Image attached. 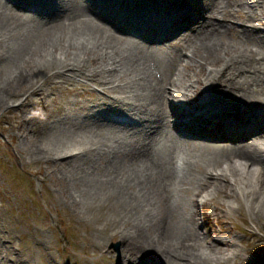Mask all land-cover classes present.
<instances>
[{"label": "bare ground", "instance_id": "bare-ground-1", "mask_svg": "<svg viewBox=\"0 0 264 264\" xmlns=\"http://www.w3.org/2000/svg\"><path fill=\"white\" fill-rule=\"evenodd\" d=\"M14 1L18 8L40 5L30 0ZM105 2L98 0L97 10L85 6L81 12L55 8L50 15L55 20L44 22L45 28L39 25L44 32L36 44L30 43L35 50L29 51L28 46L21 62L0 71V104L25 83L33 90L27 99L38 92L47 115L54 101L51 113L55 112L56 118L47 124L63 134L54 135L52 139L56 140L46 142L43 149L54 151V157L89 155L94 145L100 144L95 143L97 135L90 125L96 122L95 117L106 121L122 113V125L129 129L122 138V151L119 143L103 141L106 150L122 158V164L109 170L115 163L105 161L104 166L102 162L96 179L95 169L86 167L87 183L76 194L90 206L93 199L111 206L105 204L107 197L118 194L122 209L110 207L118 216L106 215L99 227L106 234L117 228L113 234L119 240L117 248L107 250L119 257L117 264H223L234 257L228 254L231 249L237 257L246 255L248 251L234 246L242 234L228 238L211 229L203 234L201 225L209 214L203 211L207 196L201 195L214 184L230 199L223 203L226 215L242 209L241 203H233H239L242 196L253 219L264 217V167L255 165L264 164V0H198L199 10L189 8L190 0H177L176 7L164 15L171 26L166 31L148 27L162 18L160 14L163 16L161 0H122L115 9L113 0ZM141 9L149 12L138 16V26L130 14H124ZM245 10L243 28L228 24ZM152 11L155 15L151 18ZM21 16L20 12L13 15ZM31 20L35 22L25 23L23 32L33 31L34 23L40 22ZM107 22L109 27L103 24ZM137 32L144 36L135 39ZM16 35L22 37L23 33ZM163 37L170 43H158ZM0 42L4 48L2 31ZM20 48L25 49L24 42ZM4 55L3 50L0 57ZM35 75L41 77L38 82ZM113 76L122 78V100L114 94L118 84L108 78ZM57 78L77 79L87 85L86 91L95 89L90 83L98 81L113 94L98 96L95 99L99 103L92 98H71L62 105L58 97H53L55 90L63 87ZM84 104L91 105L90 116L86 117L92 123L81 116ZM71 107L78 109V116ZM60 111H64L61 116ZM177 116L184 118L172 122L170 118ZM212 119L224 122L231 132L207 126L199 129ZM165 122L178 130L185 141L183 146L174 136L163 139ZM77 125L85 126L76 131L71 128ZM100 150L102 153V145ZM96 183L105 184V189ZM188 190H193L192 198L182 194ZM136 238L141 242H135ZM108 240L104 237L96 245L101 247V242L107 244ZM153 245L157 247L155 256H151Z\"/></svg>", "mask_w": 264, "mask_h": 264}, {"label": "rangeland", "instance_id": "rangeland-1", "mask_svg": "<svg viewBox=\"0 0 264 264\" xmlns=\"http://www.w3.org/2000/svg\"><path fill=\"white\" fill-rule=\"evenodd\" d=\"M30 1L45 4L43 10L33 12V10H27L22 6L18 8L16 3L13 5L11 0H0V12H4V16H0V19L5 21V24L0 22V31L3 32L5 39L4 48L1 47L3 42L2 44L0 42V54L3 50L5 51V55L0 57V71L9 68L15 62H21L22 55H26L28 46L29 51L34 49L35 45L30 46V43L34 41L36 44L42 35L43 30L39 28V25L45 28L44 22L55 20V16L50 17L55 8L62 11H72L76 8L78 12L83 11L85 6L98 8L93 0ZM162 2L166 3L164 0H161ZM51 3L55 5L51 6ZM199 7L198 0L189 2V8L199 10ZM18 12L22 16L14 18L13 15ZM239 14L240 16L236 18L245 20L246 10L239 11ZM34 18L40 21L34 23L35 29L28 33L27 31L23 32L24 24L31 22V19ZM14 23L22 26L14 27ZM11 28L16 29L12 31ZM20 32L23 33L22 37L16 35ZM234 32L236 33V31ZM232 37L234 38L235 35ZM22 38H24L23 41ZM22 42L25 43L24 50L20 48ZM167 43L168 41H164L162 44ZM247 43L252 46L251 42ZM91 66L94 65L91 64ZM37 73L38 76H41L40 72ZM103 77L107 78L106 75ZM40 78L36 77L34 81L38 82ZM108 78L119 84L115 94L122 100V78L119 76ZM57 80L62 81L63 87L60 90H55L53 97H58V102L62 105L65 104V100L68 101L71 98L82 100L101 96L94 89L86 91L87 85L77 79L64 81L63 78H57ZM49 84L54 86L51 82ZM110 84L112 85V83ZM97 85L103 87L98 81L90 84L91 87ZM31 91L33 90L30 89V85L25 83L15 95L7 96L6 103L0 104V264H117L119 257L115 256V252H107V250H116L113 244L117 243V238L113 234L117 233V228L110 229V233L106 234L99 227L104 222L106 215L118 216L117 211L112 209L114 206L122 209L118 194L114 192L113 197H107L105 204H111L112 208L110 205H100L96 199L92 200L91 206L87 205L82 197H76V194H78L79 187L85 186L87 183L84 171L86 167L95 169L96 173L93 178L96 179L98 168L102 162L104 166L105 161L115 163L110 166L109 170L122 164V158L117 159L111 150H106L103 141L114 142L116 145L119 143L122 151V138L125 137L124 133H127L129 129L122 127L121 123L104 121L101 117H95L96 122L92 123L90 117H86L90 114L85 107L80 111L81 116L89 119V123H92L90 125H94L93 130L97 135L94 137V141L100 144L94 145L96 148L94 147L89 155L75 158L62 154L54 157L56 156L54 151L43 149H46V142L56 140L52 139L53 136L62 132H57L54 126L47 124L48 120L56 118L55 112L51 113L55 102L52 101L49 115H47V110L43 109V101L38 92L27 99V95ZM71 109L78 116V109L76 107H71ZM63 113L64 111H60L58 115L61 116ZM90 113L96 115L94 112ZM84 126L77 125L71 128L76 131L84 129ZM163 129V139L166 140V135L169 137L172 135L170 132L168 133L166 122ZM218 144H225V142ZM87 156L91 157V160H85L84 158ZM81 158L82 162L78 163ZM255 165L264 167V164L259 165L258 162ZM96 185L105 189L103 183H96ZM224 189L228 191L229 187L226 185ZM204 191L201 198L207 196V204L204 205L203 211L208 213L209 217L206 216L207 219L201 228L203 234L204 231L210 229L214 234H223L228 238L242 234V239L238 238L236 241L239 243V249L248 251L247 256L240 254L239 256L242 257H237L234 255L233 249L229 250L228 254L234 255V257H231L230 262H223V264H264V217L253 219L242 196L241 202H233L235 206L241 203L242 209H237L226 215L223 203L230 199L222 196L221 192L215 189L214 184L208 186ZM182 194L184 197L192 198L193 190L183 191ZM88 203L91 201L89 200ZM82 207L84 213H82ZM227 230L229 231L227 232ZM104 237L109 239L108 243L101 242V247H98L96 243L104 240ZM112 241L114 243H111ZM135 242L141 241L136 238ZM155 245L151 248V256H155L157 249V245ZM243 256L248 259H243Z\"/></svg>", "mask_w": 264, "mask_h": 264}]
</instances>
